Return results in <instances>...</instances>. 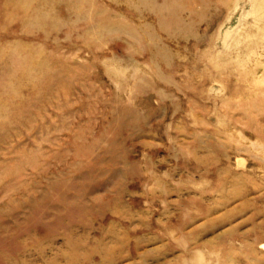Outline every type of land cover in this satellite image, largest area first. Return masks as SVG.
Segmentation results:
<instances>
[{"label":"rangeland","instance_id":"obj_1","mask_svg":"<svg viewBox=\"0 0 264 264\" xmlns=\"http://www.w3.org/2000/svg\"><path fill=\"white\" fill-rule=\"evenodd\" d=\"M233 1L0 0V264H264V37L230 49Z\"/></svg>","mask_w":264,"mask_h":264},{"label":"bare ground","instance_id":"obj_2","mask_svg":"<svg viewBox=\"0 0 264 264\" xmlns=\"http://www.w3.org/2000/svg\"><path fill=\"white\" fill-rule=\"evenodd\" d=\"M253 1V6H252V9H251V11H250V13H249V16H248V18H249V23L247 24L248 26L244 29H242V30H244L243 31V33H241L240 34V36H239V38H236V40L234 41V42H232V44H231V47H230V49H232L233 51H236V52H238V54H239V52H240V50L242 49V47L244 46V45H246V44H249V43H253V44H258L259 42H260V40L264 37V0H252ZM234 2H235V0L233 1V4H234ZM232 2H230V4H231ZM247 19V18H246ZM230 32V31H229ZM227 37H228V34H227ZM225 38H226V35H225ZM229 38V37H228ZM227 38V39H228ZM227 41V40H226ZM225 42V41H224ZM243 48H245V47H243ZM248 48V47H247ZM229 49V50H230ZM251 50H253V48L251 49ZM231 51V50H230ZM246 51V50H245ZM250 52V51H249ZM243 53H245V52H243ZM248 53V52H247ZM231 54V53H230ZM230 56V55H229ZM238 56V55H237ZM240 56V55H239ZM239 56L237 57V58H239ZM245 56H246V54H245ZM234 57V56H233ZM231 59V58H230ZM244 59V58H243ZM214 60V59H213ZM213 60H212V62H213ZM235 60V59H234ZM242 60V59H241ZM236 61V60H235ZM245 62V61H244ZM239 64H240V62H239ZM212 65H213V63H212ZM240 65H243V60H242V63L240 64ZM215 68V67H214ZM255 78V77H254ZM262 79H264L263 77H262ZM255 80V79H254ZM260 81V80H259ZM262 81V80H261ZM263 83H264V80H263ZM259 85V84H258ZM260 86H264V84H262V85H260ZM217 90H219V89H217ZM222 90V89H221ZM260 93V92H259ZM263 94V93H262ZM264 96V95H263ZM257 99V98H256ZM257 100H259V99H257ZM251 102H253V101H251ZM253 145V144H252ZM258 148H259V144H258ZM254 149H256V146H255V148ZM260 156V155H259ZM258 156V157H259ZM257 157V158H258ZM264 157V156H263ZM257 158H256V160H257ZM262 160H264V158L262 159ZM239 161V160H238ZM237 161V162H238ZM259 161V160H258ZM260 162H262V161H260ZM239 165H240V167H242L243 165H244V160H240V162H239ZM199 216V215H198ZM191 232V231H190ZM192 233V232H191ZM190 233V234H191ZM223 234H219L218 236H222ZM175 239H173V241H174ZM223 240V239H222ZM207 241V240H206ZM224 241V240H223ZM172 242V241H171ZM170 242V243H171ZM175 242V241H174ZM178 242V241H177ZM180 242V241H179ZM173 243V242H172ZM180 243H182V242H180ZM200 244V243H199ZM183 245V244H182ZM202 246H204V245H202ZM206 246V245H205ZM204 246V247H205ZM214 246V245H213ZM212 245H211V248L213 247ZM218 246V245H217ZM187 247V246H186ZM186 247H185V250H186ZM197 247V246H196ZM207 247V246H206ZM200 248V246L198 247V249ZM239 248V247H238ZM260 248L261 249H263L264 250V242H262L261 244H260ZM189 250V249H188ZM191 250V249H190ZM199 251V250H198ZM213 251V250H212ZM214 251H215V248H214ZM200 252H201V250H200ZM216 252V251H215ZM217 252H218V256H216V257H218V262L219 261H221L222 263L221 264H223V261L225 260V259H227V254L223 251V249L221 248V249H217ZM233 252H235V251H233ZM232 252V253H233ZM192 253H195V255H196V252H192ZM191 253V254H192ZM238 252L236 251V254H237ZM230 254V253H229ZM236 254L234 253V255L236 256ZM212 255V254H211ZM184 256V255H183ZM194 256V255H193ZM198 256V255H197ZM200 256V255H199ZM198 256V257H199ZM181 257V256H180ZM185 257H186V254H185ZM188 257V256H187ZM197 257V258H198ZM201 257V256H200ZM213 257V256H212ZM189 259V258H188ZM201 260V259H200ZM206 260H207V258H206ZM203 261V260H202ZM206 262V261H205ZM204 262V263H205ZM106 263V262H105ZM183 263V262H182ZM168 264V263H167ZM185 264V263H184ZM194 264H196V263H194ZM213 264V263H212ZM220 264V263H219Z\"/></svg>","mask_w":264,"mask_h":264}]
</instances>
